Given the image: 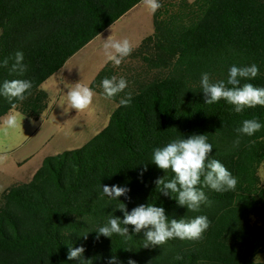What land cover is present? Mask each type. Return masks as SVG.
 I'll list each match as a JSON object with an SVG mask.
<instances>
[{"label": "trees", "instance_id": "1", "mask_svg": "<svg viewBox=\"0 0 264 264\" xmlns=\"http://www.w3.org/2000/svg\"><path fill=\"white\" fill-rule=\"evenodd\" d=\"M142 1L0 0V60L9 59L7 68L0 67V84L30 79L34 85L22 102L0 96V119L16 110L40 120L49 107L42 84ZM159 2L153 34L123 60L155 71L132 78L120 74L122 63L108 62L91 84L94 92L105 96L104 78L127 80L126 89L110 99L117 108L108 125L82 148L47 157L29 182L2 194L0 264H80L67 258L69 247L80 246L88 264H107L113 255L117 264H264L255 260L264 253V127L253 136L235 131L245 119L264 125V106L236 113L224 100L205 104L200 87L204 72L226 83L231 66L252 64L259 74L242 79L241 86L264 87V0ZM17 51L27 66L22 76L10 72ZM128 93L130 106L120 105ZM193 134L207 135L209 159L220 160L238 180L233 191L203 188L211 205L199 212L179 206L175 194L159 192L155 181L174 174L151 161L155 148ZM102 185L130 191L114 200L103 195ZM121 202L129 212L141 204L163 207L169 219L206 215L210 227L199 240L147 248L144 232L131 226L130 239H97L95 231L110 216L123 219L116 209Z\"/></svg>", "mask_w": 264, "mask_h": 264}, {"label": "clouds", "instance_id": "2", "mask_svg": "<svg viewBox=\"0 0 264 264\" xmlns=\"http://www.w3.org/2000/svg\"><path fill=\"white\" fill-rule=\"evenodd\" d=\"M144 5L152 14L158 11L162 4L159 0H143ZM134 45L128 38L116 39L111 35L104 40L102 54L105 62H111L119 66L125 58L131 55ZM23 52L15 53L14 63L10 72L23 75L27 66L23 63ZM9 59L0 60V67L7 68ZM259 68L256 64L238 67L231 66L227 82L220 80L213 82L207 72L201 74L200 87L205 97V104H215L220 100L232 105L236 113L243 112L246 108L264 106V87H256L252 83H244L241 80H251L257 77ZM231 85V87H228ZM33 81L30 79L4 80L0 84V96L11 101L22 102L28 98L33 88ZM127 87V80L123 77L104 78L102 88L106 98L111 99ZM95 92L91 87L77 83L71 87L67 93V105L70 109L83 112L90 108ZM132 101L131 93L126 98L120 100V105L130 106ZM15 107V104H13ZM19 114H9L3 121L4 131L20 127L22 120ZM264 127L257 119H245L242 126L235 129L239 135L253 136ZM236 143H239L237 139ZM213 146L208 142L205 134H193L188 138H176L163 147L153 150L151 161L155 165L174 174V178L166 179L165 176L155 181L157 189L163 195L175 194L173 197L179 206H186L190 212H199L202 205H211V201L206 196L203 188H209L215 192H227L235 190L238 180L218 159H209ZM146 170V169H145ZM129 188L119 185H102L103 195L118 199L126 196ZM116 209L123 212V219L110 216L107 223L98 227L95 231L97 239L102 235L111 238L114 234L125 239H130L129 226L134 233L144 232L143 247L162 246L169 240H199L210 227V221L206 215H197L191 219L181 218L169 219L163 207L153 204H141L133 208L130 212L124 203L116 206ZM87 239V233L83 235ZM85 248L69 247L68 259L79 260L80 264H88L91 260L84 258ZM176 259H182L177 256ZM107 264H117V257L111 256ZM128 264H136L134 260H129Z\"/></svg>", "mask_w": 264, "mask_h": 264}, {"label": "rangeland", "instance_id": "3", "mask_svg": "<svg viewBox=\"0 0 264 264\" xmlns=\"http://www.w3.org/2000/svg\"><path fill=\"white\" fill-rule=\"evenodd\" d=\"M153 15L142 1L42 84L40 89L48 94L49 107L40 120L28 119L16 110L11 111L9 114H19L24 119L20 127L5 132L3 121L9 114L0 119V198L11 186L29 182L44 159L82 148L108 125L117 108L115 102L95 92L90 108L77 112L68 108L67 93L77 83L91 87L95 77L108 63L102 54L104 40L110 35L116 39L128 38L137 48L154 32ZM121 67V75L139 79L155 71L139 60L124 61ZM262 174L264 176V166ZM255 260L264 263V253Z\"/></svg>", "mask_w": 264, "mask_h": 264}]
</instances>
